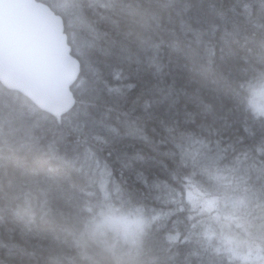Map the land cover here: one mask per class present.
Instances as JSON below:
<instances>
[{
  "label": "trees",
  "instance_id": "16d2710c",
  "mask_svg": "<svg viewBox=\"0 0 264 264\" xmlns=\"http://www.w3.org/2000/svg\"><path fill=\"white\" fill-rule=\"evenodd\" d=\"M81 4L68 114L0 83V264H264V0Z\"/></svg>",
  "mask_w": 264,
  "mask_h": 264
},
{
  "label": "water",
  "instance_id": "95a60500",
  "mask_svg": "<svg viewBox=\"0 0 264 264\" xmlns=\"http://www.w3.org/2000/svg\"><path fill=\"white\" fill-rule=\"evenodd\" d=\"M63 16L40 0H0V83L38 110L63 117L82 70Z\"/></svg>",
  "mask_w": 264,
  "mask_h": 264
},
{
  "label": "rangeland",
  "instance_id": "374dc122",
  "mask_svg": "<svg viewBox=\"0 0 264 264\" xmlns=\"http://www.w3.org/2000/svg\"><path fill=\"white\" fill-rule=\"evenodd\" d=\"M83 0H49V4L53 10L62 13L66 22L68 23L70 29L72 30V36L74 35V40L80 43L78 50L80 52L89 53L93 47V38L84 37V31L90 29L83 16V6L81 4ZM86 1V0H84ZM92 1V0H91ZM77 31V34H76ZM83 31V32H82ZM82 32L81 35L78 33ZM214 202L209 204V208L212 209ZM104 224L106 226L113 227L112 230H117L116 233L124 241L127 239L130 243L136 242L135 235H138L143 228V221L136 217H109ZM259 257V256H258ZM261 257V256H260ZM264 257V256H263Z\"/></svg>",
  "mask_w": 264,
  "mask_h": 264
}]
</instances>
